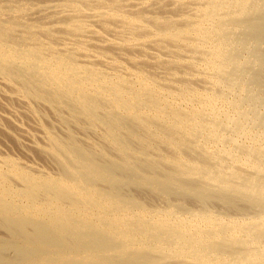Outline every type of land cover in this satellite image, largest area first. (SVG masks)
<instances>
[{
	"label": "bare ground",
	"instance_id": "6f19581e",
	"mask_svg": "<svg viewBox=\"0 0 264 264\" xmlns=\"http://www.w3.org/2000/svg\"><path fill=\"white\" fill-rule=\"evenodd\" d=\"M16 2L7 19L0 10V80L54 109L82 110L110 130L124 157L98 165L100 156L73 143L55 147L65 163L57 179L18 175L24 191L0 179V226L9 237L0 239V263L264 264V0ZM143 133L173 152L165 180L147 163L153 151ZM192 177L254 211L150 214L143 195L125 197L141 186L207 197L205 188H189Z\"/></svg>",
	"mask_w": 264,
	"mask_h": 264
},
{
	"label": "rangeland",
	"instance_id": "374dc122",
	"mask_svg": "<svg viewBox=\"0 0 264 264\" xmlns=\"http://www.w3.org/2000/svg\"><path fill=\"white\" fill-rule=\"evenodd\" d=\"M14 1L16 2V0H0V3L2 4V5L0 4V6H4V4L6 5V7L4 6L6 9H4V8L1 9V7H0L1 12H3V19L4 18L7 19V17L12 16V13H13L12 12L13 11L12 10L13 9L12 7H14L15 4L17 3V2L14 3ZM17 4H19V3H17ZM27 11H28V13L27 12L26 13L29 16V18H28V16L25 13L24 16H22V19L27 20V21L30 22V20L32 19L34 13H31L32 10H30V11L27 10ZM20 18L21 17H18L17 19L19 20ZM2 78L4 79L3 76H0V79H2ZM18 86L16 85V87H15L11 83L9 84L7 81L4 82L3 80H0V169H2L1 170L2 172L5 171L4 173H6V171H7L6 175L8 176V177H6V175L4 173H3L4 174V176H3L2 175V172L0 171V173H1L0 174V179H2V181H5V183L8 182V184H10V185L16 184L17 186L16 185H13V188H15L16 190H19V191H21V190L24 191L26 182L25 183L23 181L21 182V180L22 179H25V178L22 176L21 179H20V177H19V179H20L19 183H22V184H19L18 185V182H17L19 180L17 178L18 175H20V176L23 175V174H24V176L27 175V176L30 177L29 180H31V181L32 180L39 181V178H40V181L41 182L44 181V182H47V183L50 182V181H52V180H54V179H57L58 176L60 177L61 174L63 173V172H61V171H63V169L60 168L59 166H62L61 164H65V163H64L63 158H61L60 156L58 158V154H56L55 147L58 148L60 146L61 147L63 146V147L66 148V147H70V144L72 145L73 143L80 144L81 145V148L84 147L82 150L84 152H86L87 154H90L89 153L90 151H92V152L94 151V154L95 155L100 156L101 158L96 156L100 160V161L98 160V162H97L98 165H100V164L101 165H103V164L106 165V164H108V162L110 163V161H114V160H116L117 162H122V159H120V158H121V156H123V154L122 153H119V151L115 148V145L110 142V130L104 124L95 122V120H92L90 117H88L82 110H77L78 112L76 111L75 113H71L69 111V109L66 110L67 106L65 104L64 105H65L66 108H64V110H66V111H63V109L60 106L58 107V105H57L56 108H59V109L56 110V108L54 109V107H53V106H56V105L46 103L45 101H41L40 99L34 97V94H32V93H30L31 95H33L31 97H30V94H29V96L26 95V94H23V93L21 94L18 91V89H17V88H20V85H18ZM16 91L19 94H17ZM20 94L22 95V97L20 96ZM24 96H26V97H24ZM32 97H34V98H32ZM30 100H32V101H30ZM26 101H27V104H26ZM69 104L70 103H68V105ZM36 110H37V112H36ZM60 110H62V111H60ZM58 111H60V112L58 113ZM103 112L101 111L102 114H103ZM106 113H107L106 116L107 115L108 116L110 115L108 111ZM60 116H61V118H58ZM72 116H74V117H72ZM75 116L76 117H79V118L76 119ZM84 116H86V117H84ZM83 119H85L86 121L88 119H90L91 121L88 120L87 122L84 121L82 123L81 120H83ZM69 120H71V121H69ZM78 120H80V121L78 122ZM68 121L70 122V125L71 126L68 124L69 123ZM71 122L73 123V125L71 124ZM92 122H94V123H92ZM74 126L75 127L77 126L76 129H78V130H76ZM85 126H88V127L85 128ZM100 128H103V129L100 130ZM70 129H72L73 132L70 131ZM91 129H93V130L91 131ZM24 130H26V131H24ZM94 130H95V132H94ZM104 130L106 132H103ZM76 132H77V134H76ZM25 133H27V134H25ZM144 133H143V137H142V139L144 138L143 139L144 141H140V142L145 143L144 145H146V144L147 145H150L149 146L150 147V150L153 151V152L155 151L154 152L155 156H154L153 152L149 153V158H148L149 161L147 163L153 164V166H154V163L153 162H155V166H157V167H156V169L154 171H156V174H157V170H159L158 171L159 174H157V175H159L158 177L165 180L166 177H167L166 174L169 173V172H171V171H174V168H172V166L170 168V166H169L170 164H168V163L166 164V160H165L166 159V156L173 157V155L170 154V153H173V152H170L171 150L168 149L169 147L166 144L160 142L161 140H157L154 143L152 140H150L148 138L147 134H144ZM127 134H128L127 131H124L123 130L121 132V136H123V135L125 136ZM70 135H72V136H70ZM103 135H105V136H103ZM95 138H97V139H95ZM85 139L87 140V142H85ZM51 141H53V142H51ZM54 141H56V142H54ZM49 142H50V144H49ZM56 144H58V145H56ZM48 145H50V146H48ZM139 145H140V148H137V147H139ZM144 145L142 146L141 144H134V146H136L135 149H137V151H138V149L140 150L141 148H144V147L147 148V146H144ZM151 145L152 146L155 145V146L152 147ZM163 145H165V146H163ZM88 147H90V148H88ZM109 147H110V150L111 151L110 150H106V149H109ZM156 147H157V149H156ZM162 147L167 148L165 152L164 151L162 152V150L164 149V148L162 149ZM87 149L90 150V151L88 152ZM150 150H149V152H150ZM106 151H108V153ZM109 151H110V153H109ZM188 151H185V153L189 156L190 155L189 154L190 151L189 152ZM112 152L114 154H116V155H114ZM48 153H49V155L51 157L48 155ZM51 153L54 154V157H53V155ZM102 153H104L105 156L102 155ZM109 154H112V155L111 156H108ZM164 154H168V155H164ZM156 155H158V157ZM159 156H161V158ZM52 157L54 158L53 159L54 161L51 160ZM102 157H103V159L106 158L105 161L102 159ZM118 157H120V158H118ZM57 159H58V161H56V163L58 165L56 163H54L55 160H57ZM140 159H141V161H143L142 157H140ZM157 159H160V160H158V162H156ZM106 160H107V162H106ZM61 161H63V162H61ZM144 161H147V160H144ZM159 161H161V162H159ZM18 163H19V165H18ZM45 163H46V165H45ZM27 164H28V166H27ZM157 164H159V165H157ZM160 164H161L162 167L160 166ZM31 166H33L35 169L38 168V170H40L41 173L37 169L35 171H33V169H31L33 167H31ZM40 166H42V167H40ZM47 166L48 167L49 166H51V167L53 166V168H48ZM10 170H11V172L13 174L11 172H9ZM8 172H9V174H8ZM45 172H46V174L47 173L48 174L46 175ZM42 173L44 175H42ZM161 173H163L162 174L163 176H161ZM55 174H57L58 176L55 175ZM27 176H26V180H27ZM37 176H38V179H36ZM43 176H44V178L42 179ZM47 176H49L50 179ZM16 178L18 180H16ZM192 180H195L196 181L197 184L196 183L195 184L197 186H195V184L194 185L193 184L192 185L190 184L192 182ZM11 181L14 182V183H12ZM186 183H187V180H186ZM190 183L188 185H189V188H191V189L194 188L196 190V189L205 188L206 190L203 189V191L206 192L205 194H207L206 195L207 197L204 198V196L200 195L199 197H201V198L199 200V198L197 196H195L194 194L193 195L192 194H190V195L184 194V196H182V195L177 194L176 190L170 191L171 193L169 192V195H168V194L162 193V192H160L158 190H157V192H155L156 191L155 189H150L149 188L150 189L149 190V189H147L148 187H145V186H141L142 188L144 187L143 190H142L141 187L138 188L140 190L136 189V191H134L135 193L132 192L133 190H131L130 192H127L126 191L125 192L126 193L125 194V197L127 195V197H126V199H127L129 197L128 195H130L131 197H133V198H136L137 197L140 200V196L143 195L141 197V200L142 199H144V200H142V201L140 200L142 202V204H145L146 201H147V204L148 205H153L154 208H155L154 209L153 207L147 206V204H145V207L149 210L150 214L152 212L153 213H156V212L157 213H165V212H167V210H170V209L177 212L182 207L183 208L182 211L180 210V211L177 212L178 213V216L179 215L180 216H183L188 211L191 210L193 212H205V213H210V214H212L214 212L213 215H215L216 217H223L224 216L226 218H228V217L229 218H240V216H242L241 215L242 213H244L243 217H245L246 214H250V212L252 213L254 211V210L252 211V209H255L247 201H245L243 199H239V197L237 195L236 196H234V195H232V196H229L228 195L227 196V192H222L216 186H213V185H212L213 187L212 186H209V185L206 186L203 183L201 177H192V179H190ZM192 183H194V181ZM199 184H200V187H199ZM202 185H204V186H202ZM205 186L208 187V189ZM215 192H216V194H215ZM224 194H226V195H224ZM186 195H188V197L190 196V198H189L190 200L188 199V197ZM191 195H192V197H191ZM179 196L182 197V198H180ZM233 196L235 197V200L236 201L233 200L234 199ZM145 197H147L148 199L147 198L145 199ZM223 197H225V198H223ZM156 198H157V200H156ZM202 198H203V200H202ZM230 198H232V199H230ZM207 200H209V201H207ZM222 200H224V202ZM220 201H221V204H220ZM164 202H165V204H163ZM209 202H211V203H209ZM215 202H217V203H215ZM199 203H201V204H199ZM158 204H160V205H158ZM174 205L177 206L178 208L177 207H173ZM215 205H217V206L214 207ZM227 206H229V207H227ZM249 206L252 209L249 208ZM194 207H196V208H194ZM236 207L237 208H240L241 211H240V209H235ZM246 208H249V209H246ZM243 210L244 211L247 210L248 213L247 212H244ZM162 211H164V212H162ZM236 211L238 213H236ZM239 214H240V216H239ZM229 215H231V216H229ZM0 239L1 240H5V241L6 240H9L8 233L1 226H0ZM174 247H177V246L174 245ZM13 253L14 252L12 251L11 254H10V256L13 255V257H16V259L19 258L18 256H16ZM8 259H9V257H8ZM180 260H181L182 263L180 262ZM10 261H12V260H8L7 263H9ZM16 261H18V260H16ZM184 261L185 260L178 258V259L175 260L174 263L175 264H177V263L178 264H191L190 261L189 262H186V261L184 262ZM155 264H162V262L160 260H157V262Z\"/></svg>",
	"mask_w": 264,
	"mask_h": 264
}]
</instances>
